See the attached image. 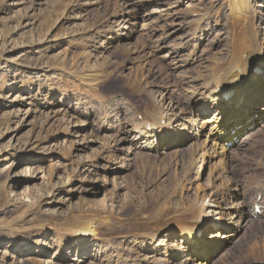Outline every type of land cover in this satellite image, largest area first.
Wrapping results in <instances>:
<instances>
[{"label":"rangeland","instance_id":"1","mask_svg":"<svg viewBox=\"0 0 264 264\" xmlns=\"http://www.w3.org/2000/svg\"><path fill=\"white\" fill-rule=\"evenodd\" d=\"M252 2L264 6V0ZM228 4L0 0V264H162L165 253H151V234L168 226L173 212L203 203L199 195L210 190L216 161L204 164L198 192L203 161L192 167L189 142L178 155H163V148L128 154L130 145L121 151L119 142L163 99L180 101L174 116L187 107L184 78L200 85L225 53L227 42L214 39L221 37L215 38ZM167 13L179 32L158 22ZM259 25L264 43V20ZM259 107L264 100L244 111L251 121L239 125L242 132L228 146L231 189L239 195L226 197L222 207L242 203L245 216L221 251L209 252L208 264H264V218L250 217L264 203ZM88 218L97 219L101 236L93 249L85 242L83 253L74 232Z\"/></svg>","mask_w":264,"mask_h":264},{"label":"bare ground","instance_id":"2","mask_svg":"<svg viewBox=\"0 0 264 264\" xmlns=\"http://www.w3.org/2000/svg\"><path fill=\"white\" fill-rule=\"evenodd\" d=\"M228 1V16L224 18L222 31L215 38L221 37L214 39L217 45L227 42L222 49L225 53L223 58L210 68L211 74L200 77V85L197 79L184 78L182 85L187 90H184L182 95L186 96L184 104L187 107L180 115L174 116L172 114L178 110L180 101L163 99L162 103L146 111L145 117L140 121L139 130L133 127L131 131H126V136L119 142L121 151L126 150L125 145H130L128 154H134L136 149L159 153L163 148V155L165 151L178 155L183 143L189 142L192 147V167L199 159L203 161L196 178L198 192L202 190V184L199 182L203 178L204 164L210 160L216 161L209 174L212 183L210 190H203L199 195L203 203L197 202L173 212L175 215L171 216L172 222L164 229L155 230L151 234V253H165V258L160 261L162 264H172L170 259L178 261V264H208L209 252H212L213 256L218 254L223 248V240L231 237L235 223L240 228L245 216L242 203L222 207L226 197L229 200L233 193L239 195L238 188L231 189L235 186V181L229 178L230 169L226 166L229 153L227 145L235 139L232 131L242 132L243 122L250 118L246 117L244 111L253 109L255 103L264 100V72L260 78L252 77L253 70L264 64V43L259 40V23L264 20V6L253 4L252 0ZM171 10L172 8L168 7L163 11ZM167 14L161 15L158 22H168L171 34L179 32L181 28L174 20V15ZM163 17H168V20L162 21ZM122 30H127V27ZM169 54L174 57L176 52ZM189 87H195V93L189 94ZM227 94H231L230 98L228 96L229 101L224 100ZM167 100H170V103L165 102ZM260 107L259 111H263L264 108ZM189 111L192 112L190 120L186 117ZM239 125L242 128L237 130ZM197 130L200 133H197ZM208 130L209 134H205ZM131 134H134L132 138ZM202 137H205V140L201 141ZM198 141L200 143H197ZM220 178L226 179L227 183L223 181V185L218 188L215 181L221 180ZM223 197L225 198L220 203ZM260 207L264 208V203ZM231 208L235 210L230 211ZM204 229L209 232L208 235L202 237L201 234L199 237V233ZM177 231L179 233H176ZM74 233L79 236L77 247L80 246L83 253H88L85 242H90V247L96 246L100 241L101 229L96 218H88L84 224H78ZM162 234L164 236L161 238ZM179 244L183 246L181 250ZM93 246L91 249L95 248ZM176 255L179 257L172 258ZM152 258L154 257L149 256V259ZM155 263L157 264H152Z\"/></svg>","mask_w":264,"mask_h":264}]
</instances>
